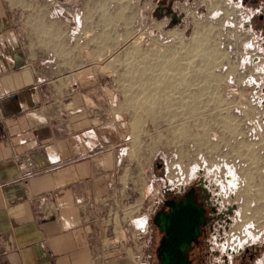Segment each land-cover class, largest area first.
Wrapping results in <instances>:
<instances>
[{"label":"rangeland","instance_id":"374dc122","mask_svg":"<svg viewBox=\"0 0 264 264\" xmlns=\"http://www.w3.org/2000/svg\"><path fill=\"white\" fill-rule=\"evenodd\" d=\"M23 1L4 0L25 11L27 24L50 15L44 6L46 0H30L26 6ZM58 2V21L63 23L62 28L58 25L59 41L62 39L58 55L65 60L71 52L78 53V70L70 72L82 71L77 75L84 84L92 82L86 74L93 73L96 88L104 87L101 91L95 88L92 99L104 102L101 110L112 127L120 126L126 131V161L132 165V175L141 169L139 180L144 183V192H148L143 211L150 219L145 240L149 234L153 240V250L143 255L144 264H159L153 251L161 234L156 232L152 218L159 209L161 187L184 186L192 178H205L209 182L212 199L219 209L235 206L231 221L214 226L211 238L214 251L204 254L205 262H222L224 254L230 259L228 249L251 245L260 248L251 264H264V141L261 130L262 138L250 139L246 131L250 125L245 124L250 118L258 125L252 119L258 118L256 112L245 102L263 99L260 85L264 75L258 63L246 64L243 60L247 52L244 30L225 27L226 18L212 9L206 15H195L194 23L198 26L193 32H203L204 28L208 33L205 47L217 53L212 70L217 81L212 80L206 86L196 79L199 77H191L199 72L193 68L200 62L197 55L191 56V65L189 60L178 59L184 67L183 76L178 78L171 71L158 68L164 64L167 53L186 55L187 52H181L179 42L188 44L192 36L186 37L177 30L166 32L161 25L144 22L140 10L149 8L148 4L141 7L137 0ZM122 6L125 12L117 16ZM226 36L228 41H224ZM71 37L76 38L75 44H68ZM162 54L163 58L158 59ZM191 78L196 83L190 86L195 100L189 96L184 81ZM159 80L166 82L160 89L163 94L156 92ZM229 166L234 167L235 185L226 178ZM149 181L153 184L147 191ZM219 191L222 193L216 197Z\"/></svg>","mask_w":264,"mask_h":264},{"label":"crops","instance_id":"0c3cea01","mask_svg":"<svg viewBox=\"0 0 264 264\" xmlns=\"http://www.w3.org/2000/svg\"><path fill=\"white\" fill-rule=\"evenodd\" d=\"M44 3L50 15L27 24L0 0V264H144L141 169L132 175L126 131L92 99L104 87L70 72L78 53L58 55L59 2Z\"/></svg>","mask_w":264,"mask_h":264},{"label":"flooded vegetation","instance_id":"af4514ba","mask_svg":"<svg viewBox=\"0 0 264 264\" xmlns=\"http://www.w3.org/2000/svg\"><path fill=\"white\" fill-rule=\"evenodd\" d=\"M137 2L141 7L146 4L149 5V8L140 10V17L144 19V22L161 25L166 32L177 30L186 37L192 36L195 32H193L194 28L197 27V24L194 23L195 15H206L209 9H212V12L217 11L220 16L226 18L225 27L230 29L241 27L244 30L246 36L244 48L247 52L243 60L246 64L258 63L260 72L264 75V0H202L199 4L196 3V0H137ZM191 32H193L192 35ZM224 41H228V36L224 37ZM260 90L264 92V77L261 80ZM245 103L258 116V118H252L258 125L253 124L250 118L246 119L245 124L250 125L246 128V131L248 129V135H250L249 138L258 140L263 137L264 141V94L263 99L259 101L253 100ZM235 108L238 111L239 105L236 104ZM260 130L262 137L260 136ZM262 151L264 153V149ZM232 168L234 172V167ZM233 175L232 184L235 185V183L237 184V178H235V173ZM190 190L193 191L194 204L204 210V221L199 227L198 236L191 243V248L186 251V264H251L259 253V246L246 245L236 250L228 249L230 259H228L227 254H224L222 262H205L204 254L210 255V252L214 251L211 246L213 245L211 238L214 234V226L223 223L224 220L231 221L230 217L235 210V206L226 205L225 208L219 209L214 204L211 186L205 178H192L184 186L170 185L167 187L158 202L159 209L156 212H169L171 210L169 203L185 200V196ZM221 193L222 191H219L216 197ZM155 227L162 237L163 233L159 231L157 226ZM156 259L158 261L157 251Z\"/></svg>","mask_w":264,"mask_h":264},{"label":"water","instance_id":"95a60500","mask_svg":"<svg viewBox=\"0 0 264 264\" xmlns=\"http://www.w3.org/2000/svg\"><path fill=\"white\" fill-rule=\"evenodd\" d=\"M192 193L190 190L183 201L169 203V212H156L152 218V223L163 233L156 250L159 264H186V251L204 221V210L194 204Z\"/></svg>","mask_w":264,"mask_h":264},{"label":"bare ground","instance_id":"6f19581e","mask_svg":"<svg viewBox=\"0 0 264 264\" xmlns=\"http://www.w3.org/2000/svg\"><path fill=\"white\" fill-rule=\"evenodd\" d=\"M107 1V0H106ZM110 2V1H109ZM103 4V3H102ZM119 4V3H118ZM96 5V4H95ZM107 5V4H106ZM105 5V6H106ZM98 6V5H97ZM119 6V5H118ZM124 8H125V6H122L119 10V13L118 14H116L117 16H122L123 14V12H125V10H124ZM105 9V8H104ZM116 16V17H117ZM124 16H125V14H124ZM115 17V18H116ZM121 18H123V19H125V21H126V18H124V17H121ZM109 22V21H108ZM115 24V23H114ZM128 24V23H127ZM112 25H113V23H112ZM110 26V25H109ZM198 26V25H197ZM201 26V25H200ZM213 27V26H212ZM203 29V32H201V31H195L194 32V34L192 35V38H191V41L190 42H188V44H182V42H179V45H180V50H181V52H184L183 54H185V52H187L186 53V55H184V56H181L180 57V53L177 55L175 52H171V53H167V55H164V54H162V57H161V55L160 56H158L157 58L158 59H160L161 60V58H163V55L165 56L164 58H166V59H164V64L162 63V65H160V67H158V68H160L161 70H164V71H166V70H168V72L169 71H171V73H172V76H175V75H178L177 76V78L178 77H180V75H182V71L184 70L181 66H180V63L178 62V61H180V60H178V59H180V58H182L183 60L185 59V60H189L188 62H189V65H191V64H193L192 63V60H191V56H193V55H197V57H198V59L200 60V62L199 63H195L194 64V67L193 68H196V69H194V71H199L196 75H191V77H193L194 79L196 78V77H199V78H196V79H198V81L201 83V84H204V85H208V84H210V82L213 80V81H217V79H216V76H214L213 75V72H212V70H213V67H214V65H213V63H216V55H217V53L215 52L216 50L214 49L213 50V48H210V49H207L206 47H205V45L206 46H208L207 45V31L205 32V30H204V28H202ZM209 31V30H208ZM215 45V44H214ZM136 46V45H135ZM214 47V46H213ZM161 52V51H160ZM221 52V51H220ZM222 53V52H221ZM221 53H219V55H218V57L221 55ZM222 56V55H221ZM220 56V57H221ZM189 57H190V59H189ZM219 57V58H220ZM197 59V60H198ZM163 60V59H162ZM194 60V59H193ZM184 64V63H183ZM159 66V65H158ZM188 68V67H187ZM192 68V69H193ZM190 69V68H189ZM165 75V74H164ZM183 76V75H182ZM193 78H191V79H189V80H184L185 81V84H187V85H185L188 89V93H190L191 92V88H190V86L191 85H196V83H194L193 81ZM178 80H181V78H179ZM168 81V80H167ZM212 81V82H213ZM196 82V81H195ZM168 83V82H167ZM217 83V82H216ZM153 84V83H152ZM157 85H155L157 88H156V92H160V93H162L161 92V88H162V86L164 85V84H166V82L165 81H161V80H159L157 83H156ZM197 84H198V82H197ZM168 85V84H167ZM215 85H217V84H215ZM149 86V85H148ZM203 86V85H202ZM164 87V86H163ZM204 87V86H203ZM149 88V87H148ZM154 89V88H153ZM161 89V90H160ZM204 89H206V87L204 88ZM154 91V90H153ZM167 91V90H166ZM141 92V91H140ZM159 93V95L158 96H161L162 97V94H160ZM209 93V91L207 92V94ZM211 93H212V91H211ZM210 93V94H211ZM205 94V93H204ZM213 94V93H212ZM195 95V94H194ZM194 95H193V97H194ZM189 96L192 98V96H191V93L189 94ZM192 99H194V98H192ZM214 99V98H213ZM195 100V99H194ZM193 100V101H194ZM212 100V99H211ZM215 100H216V98H215ZM217 100H218V98H217ZM226 116V115H225ZM224 121V120H223ZM226 127V126H225ZM231 128V127H230ZM233 167V166H232ZM232 167H228V169H227V173H228V177H227V179L229 180V182H230V184H232V178H234L233 176V168Z\"/></svg>","mask_w":264,"mask_h":264},{"label":"built area","instance_id":"2783aa9c","mask_svg":"<svg viewBox=\"0 0 264 264\" xmlns=\"http://www.w3.org/2000/svg\"><path fill=\"white\" fill-rule=\"evenodd\" d=\"M180 172V171H179ZM179 174H181V172L179 173ZM228 176H226V178H227Z\"/></svg>","mask_w":264,"mask_h":264}]
</instances>
